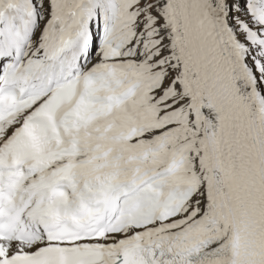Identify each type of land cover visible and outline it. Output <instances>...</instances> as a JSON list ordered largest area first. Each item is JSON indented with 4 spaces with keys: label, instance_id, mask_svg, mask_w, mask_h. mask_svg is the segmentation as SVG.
<instances>
[{
    "label": "snow or ice",
    "instance_id": "obj_1",
    "mask_svg": "<svg viewBox=\"0 0 264 264\" xmlns=\"http://www.w3.org/2000/svg\"><path fill=\"white\" fill-rule=\"evenodd\" d=\"M0 264H264V0H0Z\"/></svg>",
    "mask_w": 264,
    "mask_h": 264
}]
</instances>
